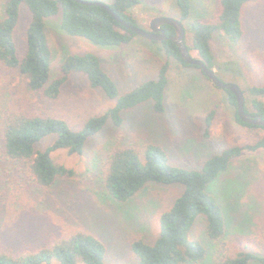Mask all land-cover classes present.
I'll list each match as a JSON object with an SVG mask.
<instances>
[{
    "label": "rangeland",
    "instance_id": "374dc122",
    "mask_svg": "<svg viewBox=\"0 0 264 264\" xmlns=\"http://www.w3.org/2000/svg\"><path fill=\"white\" fill-rule=\"evenodd\" d=\"M3 4L4 0H0V15ZM219 9V0H191L190 14L181 20L175 0H139L131 15L136 27L144 31L150 30L149 23L155 17L180 20L185 30V44L189 46L192 22L214 21ZM240 21L242 33L237 40L223 32L213 33L210 47L216 64L212 69L223 83L241 88L251 113L254 112L250 102L253 97L247 89L264 85V0L247 3L241 10ZM61 22V8L45 18L47 45L52 54L49 80L59 76L60 64L67 55L92 53L123 93L155 78L161 63L167 60L160 41L136 34L127 44L102 47L66 33ZM28 23L29 12L22 8L15 33L19 54L24 49ZM189 53L199 58L196 51ZM168 62L164 113H156L152 101H145L122 113L120 127L108 120L86 140L81 154H69L65 149L53 151L55 161L71 169L73 175L58 179L47 190L27 187V181L17 172L10 176L8 186L17 196L4 200L3 213H0L2 244L18 250L37 249L62 234L82 231L104 244L107 264H136L137 258L131 252L132 240L144 235L147 241H153L158 233L160 213L169 208L183 187L149 182L138 196L124 202L115 201L99 179L107 151L115 145L154 142L164 148L170 163L199 168L209 154L231 145L252 143L263 134L261 127L249 128L233 118L235 111L228 104V92L215 86L199 67L184 66L175 58H169ZM12 75L0 68V112L6 108L29 109L64 119L73 129H80L86 118L104 113L115 103L102 91L90 87L82 73H73L56 99L26 92L20 78ZM258 99L264 103V96ZM212 109L216 110V117L206 137L204 119ZM53 139L54 135L43 137L35 148L44 150ZM208 190L220 206L227 246L264 256V148L244 151L234 158L228 169L209 184ZM15 197L22 204L13 206L11 199ZM5 235H10L12 243ZM190 238L199 239L206 246L207 254L200 264H215L218 244L206 243L201 221L193 226ZM250 264L260 263L251 261Z\"/></svg>",
    "mask_w": 264,
    "mask_h": 264
},
{
    "label": "trees",
    "instance_id": "16d2710c",
    "mask_svg": "<svg viewBox=\"0 0 264 264\" xmlns=\"http://www.w3.org/2000/svg\"><path fill=\"white\" fill-rule=\"evenodd\" d=\"M252 1L255 0H219L220 9L214 21L192 22L191 45L186 46L189 51L197 52L207 68L212 69L216 64L210 47L213 33L223 32L230 39L237 40L242 33L241 10ZM138 3L139 0H112L108 6L124 21L136 26L131 9ZM175 3L180 19L185 20L190 14L191 0H175ZM22 8L29 12V23L24 49L19 54L15 33L21 20ZM59 8L62 12L63 31L85 38L94 45L120 46L129 43L136 35L116 21L106 9L97 5H86L75 0H4L0 15V68L12 73V76L17 75L26 92L39 94L44 99L58 98L70 76L82 73L87 77L90 87L102 91L114 99L115 103L104 113L86 118L80 129H73L66 120L42 112L23 108L1 110L0 213H3L4 200L11 195L17 196L11 192L7 182L15 172L27 181V187L43 191L58 179L70 177L73 175L72 170L56 162L52 156L53 151L65 149L69 154H81L86 140L100 131L108 120L120 127L123 124L122 113L145 101H152L156 113H164L168 59H179L184 66H190L182 60L175 43L164 39L160 41V46L167 60L161 63L156 77L123 93L118 91L115 82L102 68L100 59L92 53L69 54L65 58L63 55L59 76L49 80L52 54L47 45L45 18L58 12ZM163 28L167 36L173 34L170 26L164 25ZM226 91L228 104L235 111L233 118L249 128L264 129V126L243 122L237 115L235 96L229 90ZM247 92L253 97L250 102L254 112L251 114L260 115L264 119V103L258 99L264 96V85L252 86ZM246 104L245 98L244 108L248 111ZM215 117L216 110L212 109L204 119L206 137ZM48 135H54L53 142L44 150L36 149L35 144ZM259 148H264V131L252 143L231 145L209 154L202 159L199 168L170 163L164 148L154 142L115 145L108 150L101 163L99 179L105 192L115 201L124 202L138 196L149 182L180 184L183 187L169 208L160 213L159 229L153 241H147L144 235L132 240L131 252L137 258L136 264L202 263L207 254L206 246L199 239L190 238V232L198 221L203 224L206 243L218 244L215 264H250L251 261L264 264V256L227 246L220 206L208 190L209 184L228 169L234 158L244 151ZM11 200L13 206L16 203L22 204L19 197ZM9 236L5 235L12 243ZM2 240L0 264H107L104 244L94 235L82 231L62 234L53 238L45 247L37 249L18 250L9 244H2Z\"/></svg>",
    "mask_w": 264,
    "mask_h": 264
},
{
    "label": "water",
    "instance_id": "95a60500",
    "mask_svg": "<svg viewBox=\"0 0 264 264\" xmlns=\"http://www.w3.org/2000/svg\"><path fill=\"white\" fill-rule=\"evenodd\" d=\"M86 5H97L108 11L112 17L118 21L122 26L133 31L134 33L143 36L149 40L162 41L164 39H169L175 43L180 56L184 62L189 65L197 66L201 69L204 75L217 87L229 90L233 93L236 100V111L239 118L248 124L256 126H264V119L260 115H252L244 108V95L241 88L233 83H223L218 79L213 69L206 67L204 62L200 58L193 57L185 44L184 35L185 30L182 22L180 20H175L167 17H155L151 19L149 23V31H144L120 18L109 6L101 2H89L84 0H75ZM164 25L170 26L173 29V34L170 36L166 35L163 28Z\"/></svg>",
    "mask_w": 264,
    "mask_h": 264
}]
</instances>
